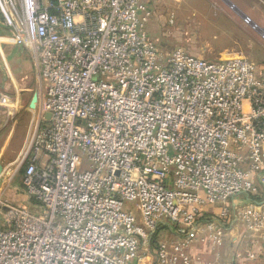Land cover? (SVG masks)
<instances>
[{
    "label": "built area",
    "instance_id": "built-area-1",
    "mask_svg": "<svg viewBox=\"0 0 264 264\" xmlns=\"http://www.w3.org/2000/svg\"><path fill=\"white\" fill-rule=\"evenodd\" d=\"M151 16L0 0V45L32 52L42 101L0 172V264H221L229 230L264 233V63L162 48Z\"/></svg>",
    "mask_w": 264,
    "mask_h": 264
},
{
    "label": "rangeland",
    "instance_id": "rangeland-1",
    "mask_svg": "<svg viewBox=\"0 0 264 264\" xmlns=\"http://www.w3.org/2000/svg\"><path fill=\"white\" fill-rule=\"evenodd\" d=\"M168 1L166 13L172 18L165 37L172 44L206 58L242 55L257 64L264 63V28H255L223 0ZM2 79L5 90L0 86V102L8 104L5 162L0 163L1 171L18 159L36 130V113L42 106L41 79L32 52L16 44H5V49H0V85ZM22 171L23 166L15 171L11 187L21 186Z\"/></svg>",
    "mask_w": 264,
    "mask_h": 264
},
{
    "label": "crops",
    "instance_id": "crops-1",
    "mask_svg": "<svg viewBox=\"0 0 264 264\" xmlns=\"http://www.w3.org/2000/svg\"><path fill=\"white\" fill-rule=\"evenodd\" d=\"M142 1L146 2L149 8L152 10V16L147 25L151 36L161 45L162 48L173 49L175 47H179V45L176 43L172 44L171 41L165 37V34L169 33L170 31L167 23H169L172 18L169 12L166 13V9H169V1ZM223 1L234 11H237L239 15L241 14L238 11H241V13L247 15L255 25L264 28V0H227L234 6L229 5L226 0ZM165 4L168 6L166 5L165 7ZM2 48L5 49V43L0 45L1 50ZM192 54L202 57L194 53ZM220 58L226 57H214L206 59ZM0 86L3 88V90H5L3 79L1 80ZM7 104L8 103L0 102V163L5 162V105ZM36 114V124L34 123V125L37 129L39 125L40 112L38 111ZM30 142L27 144L26 149L28 148ZM15 189H18V186H14V189L11 190V197L13 200L19 203L25 202L26 198L24 195L22 193H15ZM221 250L222 255L219 260L221 264H264V233L247 231L246 227L242 225L236 226L229 230Z\"/></svg>",
    "mask_w": 264,
    "mask_h": 264
},
{
    "label": "water",
    "instance_id": "water-1",
    "mask_svg": "<svg viewBox=\"0 0 264 264\" xmlns=\"http://www.w3.org/2000/svg\"><path fill=\"white\" fill-rule=\"evenodd\" d=\"M227 1V0H226ZM228 3H229V5H232V6H234L231 2H229V1H227ZM240 14H241V16L247 21V22H249L251 25H253L255 28H258V26L257 25H255L254 24V22L253 21H251V19L247 16V15H245L244 13H241V11H238ZM50 117V114L49 113H47L46 114V118H49ZM0 172H1V170H0Z\"/></svg>",
    "mask_w": 264,
    "mask_h": 264
}]
</instances>
